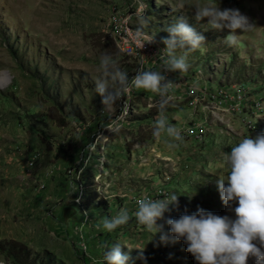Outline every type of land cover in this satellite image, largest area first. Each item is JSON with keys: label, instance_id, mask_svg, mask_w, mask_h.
<instances>
[{"label": "rangeland", "instance_id": "374dc122", "mask_svg": "<svg viewBox=\"0 0 264 264\" xmlns=\"http://www.w3.org/2000/svg\"><path fill=\"white\" fill-rule=\"evenodd\" d=\"M215 3L253 24L237 30L232 46L227 29L193 18L195 6ZM113 15H132L128 26L152 37L160 53L165 30L186 18L205 41L187 51L188 70L174 77H193L196 90L242 85L237 109L197 114L182 90L171 93L164 115L181 130L178 142L153 135L159 112L148 107L150 91L133 88L129 101L105 111L95 92L101 55L129 77L138 66L111 36ZM113 121L117 132L108 130ZM189 123L205 129L200 140L183 135ZM262 132L264 0H0V264H103L114 244L128 264H197L182 240L161 242L160 232L137 222L136 199L177 195L178 207L169 205L158 224L198 208L235 219L217 188L223 155ZM122 208L127 223L104 230L102 221Z\"/></svg>", "mask_w": 264, "mask_h": 264}, {"label": "clouds", "instance_id": "9594fccd", "mask_svg": "<svg viewBox=\"0 0 264 264\" xmlns=\"http://www.w3.org/2000/svg\"><path fill=\"white\" fill-rule=\"evenodd\" d=\"M197 22L207 18V25L217 31L227 29L225 43L232 46L236 42L237 30L253 27L248 18L238 9L221 10L215 3L195 6L193 17ZM146 26L147 21L142 19ZM165 31L168 38L162 43L166 46L161 53L163 72L139 70L131 78L128 73L117 67L114 59L103 54L99 62V75L95 79V92L101 98L105 111L115 112L116 105L130 89H143L160 97L159 115L153 123V135L161 133L171 141H182L181 130L168 122L164 115L170 97L168 93L173 82L164 73H185L188 70L187 51L198 49L205 37L190 26L187 19L179 17ZM139 34V33H138ZM148 42H152V37ZM143 46V45H142ZM178 49L185 54L177 55ZM108 130L117 132L116 121L108 125ZM169 143V147H175ZM225 175L217 180L220 199L226 209L235 215V219L219 216L198 208L192 214H181L178 218H168L164 224V214L178 207L177 195L164 199H151L147 194L136 200L134 216L137 222L149 232H160L161 242L182 240L185 251L192 255L197 264H247L253 258L255 264H264V132L255 137L247 136L231 147L223 155ZM235 202L236 206L233 207ZM127 208L102 221V228L113 231L129 220ZM165 224L168 232H163ZM131 250V249H129ZM130 256L121 250L120 244H114L104 252L103 264H128Z\"/></svg>", "mask_w": 264, "mask_h": 264}, {"label": "built area", "instance_id": "2783aa9c", "mask_svg": "<svg viewBox=\"0 0 264 264\" xmlns=\"http://www.w3.org/2000/svg\"><path fill=\"white\" fill-rule=\"evenodd\" d=\"M131 17L132 15L125 17L113 15L110 18L109 30L121 51L137 61L138 66L133 75L139 70H144V66H148L149 64L154 68V70L151 71L163 72V60L161 59L163 54L159 52L153 39L152 42H148L150 36L148 37L145 33L128 26V21ZM164 74L173 82V87L168 93L170 99L171 93L180 92L182 90L184 97L190 100V107L197 110V114H203L204 112L215 114L214 112L235 111L242 100L244 91L242 85L235 86V90L232 93H227L218 86H215L213 89L204 87L201 90H196L194 89L195 87L192 86V82L195 80L193 77H186L184 74H180L175 78L174 76L177 72ZM133 75H131V77ZM124 96V101H129L134 96L133 88L126 92ZM159 100L160 97L157 95L153 98L149 97L148 107H155L158 105ZM183 129V135L194 141L200 140L205 130L202 126L190 123ZM154 196L165 198L166 194H164L162 190H158ZM141 197L142 196L139 198ZM151 197L152 195H150V198Z\"/></svg>", "mask_w": 264, "mask_h": 264}, {"label": "crops", "instance_id": "0c3cea01", "mask_svg": "<svg viewBox=\"0 0 264 264\" xmlns=\"http://www.w3.org/2000/svg\"><path fill=\"white\" fill-rule=\"evenodd\" d=\"M211 87H214V86L210 85V86H208L207 88H211Z\"/></svg>", "mask_w": 264, "mask_h": 264}, {"label": "trees", "instance_id": "16d2710c", "mask_svg": "<svg viewBox=\"0 0 264 264\" xmlns=\"http://www.w3.org/2000/svg\"><path fill=\"white\" fill-rule=\"evenodd\" d=\"M47 264H50L49 262H47Z\"/></svg>", "mask_w": 264, "mask_h": 264}]
</instances>
